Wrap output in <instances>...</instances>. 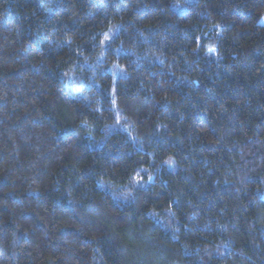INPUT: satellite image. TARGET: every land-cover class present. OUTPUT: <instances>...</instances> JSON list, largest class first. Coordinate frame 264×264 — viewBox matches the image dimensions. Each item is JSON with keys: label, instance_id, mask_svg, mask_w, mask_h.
<instances>
[{"label": "trees", "instance_id": "obj_1", "mask_svg": "<svg viewBox=\"0 0 264 264\" xmlns=\"http://www.w3.org/2000/svg\"><path fill=\"white\" fill-rule=\"evenodd\" d=\"M263 13L0 0V264H264Z\"/></svg>", "mask_w": 264, "mask_h": 264}, {"label": "rangeland", "instance_id": "obj_2", "mask_svg": "<svg viewBox=\"0 0 264 264\" xmlns=\"http://www.w3.org/2000/svg\"><path fill=\"white\" fill-rule=\"evenodd\" d=\"M187 1H190V0H187ZM179 10H181V9H179ZM259 22H260L261 24H264V13H263L262 16L260 17Z\"/></svg>", "mask_w": 264, "mask_h": 264}]
</instances>
